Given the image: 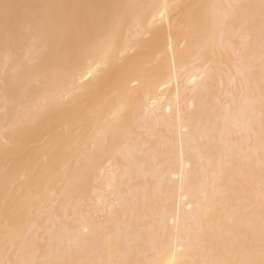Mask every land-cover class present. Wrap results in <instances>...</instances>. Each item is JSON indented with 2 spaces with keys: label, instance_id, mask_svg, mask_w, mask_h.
<instances>
[{
  "label": "bare ground",
  "instance_id": "obj_1",
  "mask_svg": "<svg viewBox=\"0 0 264 264\" xmlns=\"http://www.w3.org/2000/svg\"><path fill=\"white\" fill-rule=\"evenodd\" d=\"M0 264H264V0H0Z\"/></svg>",
  "mask_w": 264,
  "mask_h": 264
}]
</instances>
